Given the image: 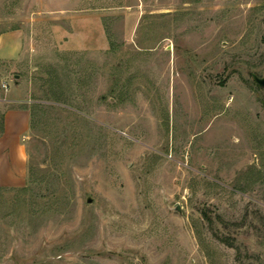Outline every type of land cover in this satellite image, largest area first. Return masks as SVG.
<instances>
[{
	"label": "rangeland",
	"instance_id": "1",
	"mask_svg": "<svg viewBox=\"0 0 264 264\" xmlns=\"http://www.w3.org/2000/svg\"><path fill=\"white\" fill-rule=\"evenodd\" d=\"M15 27L0 264H264V0H0Z\"/></svg>",
	"mask_w": 264,
	"mask_h": 264
},
{
	"label": "crops",
	"instance_id": "2",
	"mask_svg": "<svg viewBox=\"0 0 264 264\" xmlns=\"http://www.w3.org/2000/svg\"><path fill=\"white\" fill-rule=\"evenodd\" d=\"M24 41L22 28L0 31V114L3 115V129L0 131V186H20L27 178L25 139L30 130V112L23 105L3 108L5 103L15 102L17 99L3 96L13 93L15 89L10 92L7 91L8 88L2 87L5 77L10 75L22 57ZM81 44L82 41L77 40L74 45L81 48Z\"/></svg>",
	"mask_w": 264,
	"mask_h": 264
},
{
	"label": "water",
	"instance_id": "3",
	"mask_svg": "<svg viewBox=\"0 0 264 264\" xmlns=\"http://www.w3.org/2000/svg\"><path fill=\"white\" fill-rule=\"evenodd\" d=\"M17 76V75H16ZM254 80L261 86H264V76L259 77L257 75H254Z\"/></svg>",
	"mask_w": 264,
	"mask_h": 264
},
{
	"label": "trees",
	"instance_id": "4",
	"mask_svg": "<svg viewBox=\"0 0 264 264\" xmlns=\"http://www.w3.org/2000/svg\"><path fill=\"white\" fill-rule=\"evenodd\" d=\"M3 129V115L0 114V131ZM205 215V214H204ZM207 219H211L209 216L205 215Z\"/></svg>",
	"mask_w": 264,
	"mask_h": 264
},
{
	"label": "built area",
	"instance_id": "5",
	"mask_svg": "<svg viewBox=\"0 0 264 264\" xmlns=\"http://www.w3.org/2000/svg\"><path fill=\"white\" fill-rule=\"evenodd\" d=\"M2 87L7 88V84L5 82H2Z\"/></svg>",
	"mask_w": 264,
	"mask_h": 264
}]
</instances>
